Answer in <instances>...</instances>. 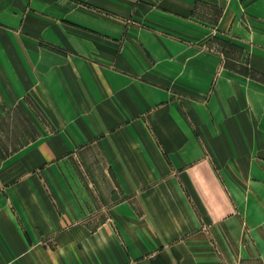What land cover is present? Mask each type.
<instances>
[{
	"label": "crops",
	"instance_id": "0c3cea01",
	"mask_svg": "<svg viewBox=\"0 0 264 264\" xmlns=\"http://www.w3.org/2000/svg\"><path fill=\"white\" fill-rule=\"evenodd\" d=\"M219 43L264 79V0H0V264H264V83Z\"/></svg>",
	"mask_w": 264,
	"mask_h": 264
},
{
	"label": "rangeland",
	"instance_id": "374dc122",
	"mask_svg": "<svg viewBox=\"0 0 264 264\" xmlns=\"http://www.w3.org/2000/svg\"><path fill=\"white\" fill-rule=\"evenodd\" d=\"M223 52H227L228 53V59H231V60H226L224 59V56H223ZM218 53H219V58H220V62L224 64H226L228 67L232 68L234 70V73L238 74L239 75H242V76H245L247 77L249 80H248V83H249V86L251 88H254L258 85V82H263L264 83V79L261 78L260 75H258L257 73L255 72H252L250 69L248 71H246L244 68H236L235 67V64L232 62L233 60H237L239 58V50L237 48H234V47H230V46H227L225 44H220L219 43V46H218ZM260 85V84H259ZM13 117H12V120H14V124L13 126H10L9 128L8 127H4V126H1L0 125V147H3L5 145V142L6 140H10V144L12 145H20L24 142L27 141L28 138H31V133L29 134L26 130V127L25 126V130L24 128H22L24 125L21 124V120L22 118L21 117H17V116H21V113L20 111H14L13 113ZM263 117H259V119H262ZM42 121H43V118H41ZM17 121L19 124H17ZM8 129H12V131H8ZM28 129V127H27ZM19 130H21L22 132H20ZM10 132V133H9ZM7 135L10 137V138H7ZM13 149V148H11ZM6 150H3L0 148V154L2 153H5Z\"/></svg>",
	"mask_w": 264,
	"mask_h": 264
},
{
	"label": "trees",
	"instance_id": "16d2710c",
	"mask_svg": "<svg viewBox=\"0 0 264 264\" xmlns=\"http://www.w3.org/2000/svg\"><path fill=\"white\" fill-rule=\"evenodd\" d=\"M231 47V46H230Z\"/></svg>",
	"mask_w": 264,
	"mask_h": 264
}]
</instances>
